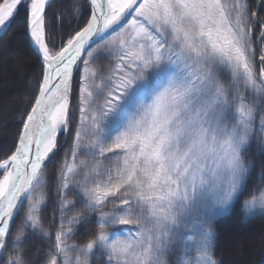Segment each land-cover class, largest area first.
<instances>
[{"label":"snow or ice","instance_id":"snow-or-ice-1","mask_svg":"<svg viewBox=\"0 0 264 264\" xmlns=\"http://www.w3.org/2000/svg\"><path fill=\"white\" fill-rule=\"evenodd\" d=\"M89 3L86 24L57 47L49 0H0V32L23 6L42 65L15 149L0 159V264H35L34 238L47 245L43 264H92L97 253L107 264H219L215 217L246 196L242 212L264 215L245 162L253 138L264 143V23L255 37L248 0ZM101 59L114 63L102 72ZM62 133L71 143L45 225ZM117 225L124 238L109 233Z\"/></svg>","mask_w":264,"mask_h":264},{"label":"trees","instance_id":"trees-1","mask_svg":"<svg viewBox=\"0 0 264 264\" xmlns=\"http://www.w3.org/2000/svg\"><path fill=\"white\" fill-rule=\"evenodd\" d=\"M248 3L250 11L258 12V23L255 29V37H258L259 24L264 23V0H248ZM89 15L90 10L85 0H52L47 7L46 17L48 32L52 38L51 42H54L57 47L61 43H66L71 35H74L86 24ZM255 46L259 51L263 44L256 42ZM15 57L20 59L19 69L17 71L9 70L5 74V70L8 69L7 65H11ZM110 63L113 62L101 59L94 64L101 68H108ZM79 67L81 68V65ZM41 68L38 55L31 48L26 34V13L24 7L21 6L10 22L7 32L0 38V83L4 80L9 82V85L0 86V159L15 149L19 132L23 127L22 120L26 118V113L30 111L38 93V81L42 79ZM78 77L79 70H76L74 80L77 82ZM18 81L20 82L18 83ZM73 102L75 103V99ZM258 120L259 115L256 121ZM259 136L260 133L257 131L256 137ZM65 139V135L60 134L59 140L62 147L59 149L56 160L48 165L46 172L45 178L50 181L47 189L50 201L45 213V225L53 216L51 200L55 198L56 169L59 168V163L64 158V151L71 143L70 140L65 143ZM245 162L251 164L249 191L256 186L264 187V180H262L264 177V143L259 139L253 138L251 141ZM69 198H71V194H69ZM245 198L247 196L242 197L238 204L233 205L229 211L214 219L215 257L219 264H264V215L257 214L247 217L241 210ZM96 219L95 214L90 216L89 228L92 231H96ZM236 230L248 232L251 239L246 244L245 250L240 247L232 259L230 255L232 241L228 234ZM46 248L47 245L42 244L39 238H34L29 241L27 254L34 259L35 264H43L41 250ZM4 259H7V255ZM92 264H107V258L97 253Z\"/></svg>","mask_w":264,"mask_h":264},{"label":"rangeland","instance_id":"rangeland-1","mask_svg":"<svg viewBox=\"0 0 264 264\" xmlns=\"http://www.w3.org/2000/svg\"><path fill=\"white\" fill-rule=\"evenodd\" d=\"M257 44H259L258 40H257ZM262 47H264V44H263ZM103 55H107V54H103ZM13 60H14V62L11 65H7L8 69H7V71L5 70V74H7V72L9 70L17 71L19 69L18 68V66L20 64L19 57H15ZM82 67H83V65L81 64V68ZM93 67L97 68L99 71H102V72L103 71H107V69H108V68H101V67H99V66H97L95 64L93 65ZM4 79H6V78H4ZM19 82L20 81H18V83ZM5 85H9V82H7V80H4L3 82L0 83V86H5ZM256 127H257V129L259 128V120L256 121ZM109 207H111V205H109ZM257 214H259V212ZM218 216H220V215H218ZM246 216L247 217H252V216H249L247 214H246ZM124 227H128V226L117 225V226L113 227L111 230H108V231H109L110 234H112L114 236V238H124L123 234L120 233V229L124 228ZM228 237L232 241V247H231L232 249H231V254H230L232 259H234L235 253L240 247H243L244 250H245V248L247 246L246 244L249 243V240L251 239L249 233L245 232L244 230H236L234 232H230L228 234Z\"/></svg>","mask_w":264,"mask_h":264},{"label":"water","instance_id":"water-1","mask_svg":"<svg viewBox=\"0 0 264 264\" xmlns=\"http://www.w3.org/2000/svg\"><path fill=\"white\" fill-rule=\"evenodd\" d=\"M259 1H261V0H259ZM52 2V0H49V4ZM86 3H87V5H88V8H89V10H90V3H89V0H86ZM9 27V26H8ZM5 33H0V38L4 35ZM28 40H29V43H30V46H31V48L34 50V52L37 54V51L34 49V47H33V45L31 44V41H30V38L28 37ZM76 72V70H74V73Z\"/></svg>","mask_w":264,"mask_h":264},{"label":"bare ground","instance_id":"bare-ground-1","mask_svg":"<svg viewBox=\"0 0 264 264\" xmlns=\"http://www.w3.org/2000/svg\"><path fill=\"white\" fill-rule=\"evenodd\" d=\"M1 33V32H0ZM34 47V46H33ZM34 49H35V47H34ZM36 50V49H35ZM37 51V50H36Z\"/></svg>","mask_w":264,"mask_h":264}]
</instances>
